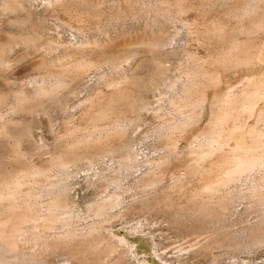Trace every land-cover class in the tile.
I'll use <instances>...</instances> for the list:
<instances>
[{
    "label": "rangeland",
    "instance_id": "374dc122",
    "mask_svg": "<svg viewBox=\"0 0 264 264\" xmlns=\"http://www.w3.org/2000/svg\"><path fill=\"white\" fill-rule=\"evenodd\" d=\"M234 121L264 141V0H0V264H264V165L202 188Z\"/></svg>",
    "mask_w": 264,
    "mask_h": 264
},
{
    "label": "bare ground",
    "instance_id": "6f19581e",
    "mask_svg": "<svg viewBox=\"0 0 264 264\" xmlns=\"http://www.w3.org/2000/svg\"><path fill=\"white\" fill-rule=\"evenodd\" d=\"M258 22H260V21H258ZM259 27H261V26H259ZM237 45H236V47H237ZM232 48H234V47H232ZM240 48H238V49H240ZM238 56H240V54L238 55V53H236V54L233 55L232 59L233 60L234 59H236V60L243 59L242 57L240 58ZM249 94H250L249 92H246V93H243V96H242L243 99L244 98L247 99V102H248V98H249L248 96H250ZM260 94H261V90L259 88V89L255 90V93L253 95L251 94V97L252 98L253 97L260 98V96H259ZM240 96H239V98H241ZM239 98L236 97V96L235 97H232V98H229L228 100H226L225 105L223 107L221 106L222 108L220 109V112L218 113L217 118L215 120L216 123H217V126H218L219 123H220L219 125L224 124L225 120L229 116H231L230 115L231 113H233L235 111L237 112L236 109H238L237 107H238V105H240L239 103H241L242 101L244 102V100H242L241 102H239L240 101ZM252 100H254V98ZM233 120H234V118H233ZM234 124H235V121L232 124L233 126L228 128L230 130L227 133L225 132L226 133V136H225L226 138L225 139H229L230 137H234L235 140H236L235 141L236 142L235 143V147L233 149L231 148V153H229V155H227L222 162H219V164L221 166H222V164L223 165H226L227 164V166H226L227 167L226 168V173H225V174H227V177L221 178L219 176H214V175L211 176L210 175L209 178L205 179L206 182L203 183V185H202L203 187L202 188L212 189L218 183L222 182L225 179L227 180L230 177V175H232L233 173L236 174V172H237V174H238V172H240V171L242 172L243 170L245 171L247 169L249 170V169H251L254 166H257V165H262L263 166L264 165V141L258 139L259 137L257 138L256 136H253L252 135L253 133L251 134L250 131H244L237 124H235V125ZM212 131H213V129H212ZM212 131H210V132L212 133ZM219 132H217V133H219ZM215 141H213V142H215ZM216 146L219 147V145H217V144H216ZM212 148H215V147H212ZM219 159H221V158H219ZM209 165H210V163H209ZM203 169H204V171L206 170L205 168H203ZM208 170H211V169L209 168ZM215 172H217V171H215ZM208 173L209 172L207 171L206 174H208ZM211 173H209V174H211ZM15 182L16 183H19L20 181L16 180ZM7 183H8V181H7ZM7 183L5 184V180H1L0 179V201H2L6 197H7L6 198L7 199L6 201H9V198H10V201L9 202H7V203L4 202L5 204L2 203V202H1L2 204L0 203V214H1V216H0V250L14 248V246L16 245L14 243V241H13V238H15L14 235H15V233L18 230H20L22 228V227H20V225L22 224V222L24 220L26 221V218L28 216L27 215V213H28L27 212L28 211V205L27 204L28 203H25V201H24L25 198L24 199H21L23 201H19V200L17 201V199H14V197H12L13 199H11V197L8 198V194H6V190H5V188L9 186V185L7 186ZM9 189H10V187H9ZM10 196H11V194H10ZM3 201H5V200H3ZM14 250H16V248Z\"/></svg>",
    "mask_w": 264,
    "mask_h": 264
}]
</instances>
